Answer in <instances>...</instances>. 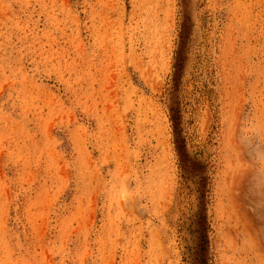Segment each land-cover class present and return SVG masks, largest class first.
Listing matches in <instances>:
<instances>
[{
	"label": "rangeland",
	"instance_id": "rangeland-1",
	"mask_svg": "<svg viewBox=\"0 0 264 264\" xmlns=\"http://www.w3.org/2000/svg\"><path fill=\"white\" fill-rule=\"evenodd\" d=\"M0 264H264V0H0Z\"/></svg>",
	"mask_w": 264,
	"mask_h": 264
},
{
	"label": "bare ground",
	"instance_id": "bare-ground-1",
	"mask_svg": "<svg viewBox=\"0 0 264 264\" xmlns=\"http://www.w3.org/2000/svg\"><path fill=\"white\" fill-rule=\"evenodd\" d=\"M235 181V180H234Z\"/></svg>",
	"mask_w": 264,
	"mask_h": 264
}]
</instances>
